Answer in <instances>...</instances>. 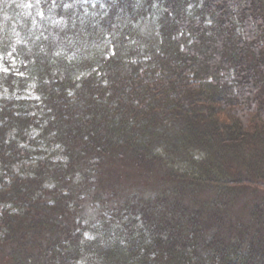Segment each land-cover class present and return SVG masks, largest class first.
I'll list each match as a JSON object with an SVG mask.
<instances>
[{"label": "trees", "instance_id": "obj_1", "mask_svg": "<svg viewBox=\"0 0 264 264\" xmlns=\"http://www.w3.org/2000/svg\"><path fill=\"white\" fill-rule=\"evenodd\" d=\"M0 264H264V0H0Z\"/></svg>", "mask_w": 264, "mask_h": 264}, {"label": "rangeland", "instance_id": "obj_2", "mask_svg": "<svg viewBox=\"0 0 264 264\" xmlns=\"http://www.w3.org/2000/svg\"><path fill=\"white\" fill-rule=\"evenodd\" d=\"M242 206L240 205V208H241Z\"/></svg>", "mask_w": 264, "mask_h": 264}]
</instances>
